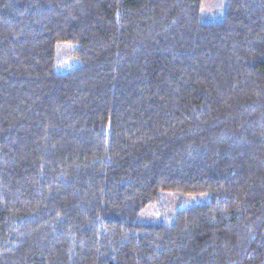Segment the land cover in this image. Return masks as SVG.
I'll return each mask as SVG.
<instances>
[{"label": "trees", "instance_id": "obj_1", "mask_svg": "<svg viewBox=\"0 0 264 264\" xmlns=\"http://www.w3.org/2000/svg\"><path fill=\"white\" fill-rule=\"evenodd\" d=\"M201 4L0 0V264H264V0Z\"/></svg>", "mask_w": 264, "mask_h": 264}, {"label": "rangeland", "instance_id": "obj_2", "mask_svg": "<svg viewBox=\"0 0 264 264\" xmlns=\"http://www.w3.org/2000/svg\"><path fill=\"white\" fill-rule=\"evenodd\" d=\"M227 0H202L201 18L205 22H218L222 19ZM72 44H59L56 47L54 70L58 74H65L79 67L81 61L73 54ZM212 195L183 194L177 192H163L157 202L147 205L141 211L139 218L146 222L170 224L174 220V212L188 209L210 202Z\"/></svg>", "mask_w": 264, "mask_h": 264}]
</instances>
